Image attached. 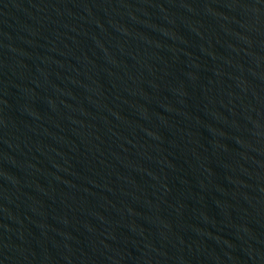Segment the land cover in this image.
I'll use <instances>...</instances> for the list:
<instances>
[{
    "label": "water",
    "instance_id": "1",
    "mask_svg": "<svg viewBox=\"0 0 264 264\" xmlns=\"http://www.w3.org/2000/svg\"><path fill=\"white\" fill-rule=\"evenodd\" d=\"M0 264H264V0H0Z\"/></svg>",
    "mask_w": 264,
    "mask_h": 264
}]
</instances>
